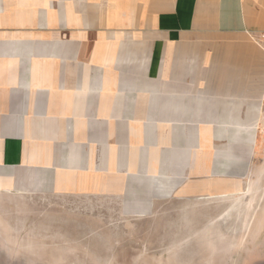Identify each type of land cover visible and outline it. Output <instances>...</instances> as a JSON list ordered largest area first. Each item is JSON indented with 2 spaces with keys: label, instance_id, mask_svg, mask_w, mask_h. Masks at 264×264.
<instances>
[{
  "label": "crops",
  "instance_id": "1",
  "mask_svg": "<svg viewBox=\"0 0 264 264\" xmlns=\"http://www.w3.org/2000/svg\"><path fill=\"white\" fill-rule=\"evenodd\" d=\"M262 31L264 0H0L3 208L261 199Z\"/></svg>",
  "mask_w": 264,
  "mask_h": 264
},
{
  "label": "rangeland",
  "instance_id": "2",
  "mask_svg": "<svg viewBox=\"0 0 264 264\" xmlns=\"http://www.w3.org/2000/svg\"><path fill=\"white\" fill-rule=\"evenodd\" d=\"M3 205L0 264H264V193L246 202L172 200L149 218L123 217L119 202L93 197Z\"/></svg>",
  "mask_w": 264,
  "mask_h": 264
},
{
  "label": "built area",
  "instance_id": "3",
  "mask_svg": "<svg viewBox=\"0 0 264 264\" xmlns=\"http://www.w3.org/2000/svg\"><path fill=\"white\" fill-rule=\"evenodd\" d=\"M250 38L264 52V31L253 32L250 34ZM260 116L258 130L264 133V95L261 101Z\"/></svg>",
  "mask_w": 264,
  "mask_h": 264
},
{
  "label": "bare ground",
  "instance_id": "4",
  "mask_svg": "<svg viewBox=\"0 0 264 264\" xmlns=\"http://www.w3.org/2000/svg\"><path fill=\"white\" fill-rule=\"evenodd\" d=\"M246 195V194H245Z\"/></svg>",
  "mask_w": 264,
  "mask_h": 264
}]
</instances>
